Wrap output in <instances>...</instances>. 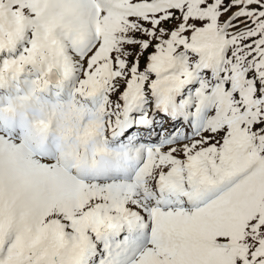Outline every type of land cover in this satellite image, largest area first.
<instances>
[{
	"label": "snow or ice",
	"instance_id": "6c2138e0",
	"mask_svg": "<svg viewBox=\"0 0 264 264\" xmlns=\"http://www.w3.org/2000/svg\"><path fill=\"white\" fill-rule=\"evenodd\" d=\"M0 264H264V0H0Z\"/></svg>",
	"mask_w": 264,
	"mask_h": 264
}]
</instances>
